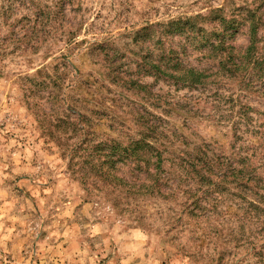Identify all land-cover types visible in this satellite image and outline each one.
<instances>
[{
  "label": "clouds",
  "instance_id": "1",
  "mask_svg": "<svg viewBox=\"0 0 264 264\" xmlns=\"http://www.w3.org/2000/svg\"><path fill=\"white\" fill-rule=\"evenodd\" d=\"M260 40L264 0H0V264H264Z\"/></svg>",
  "mask_w": 264,
  "mask_h": 264
},
{
  "label": "rangeland",
  "instance_id": "2",
  "mask_svg": "<svg viewBox=\"0 0 264 264\" xmlns=\"http://www.w3.org/2000/svg\"><path fill=\"white\" fill-rule=\"evenodd\" d=\"M214 14V13H213ZM262 45H264V40H261L260 41ZM220 60H221V66L226 70V71H229V72H232L233 75H236L238 74L241 69H237L236 66L232 63L231 60H229V58H227L226 56H221L220 57ZM256 58L254 57H249V67L247 69H244V71L246 72H255L260 79H264V50L262 51V53L259 55V59H257L256 61ZM42 76L45 75V74H41ZM245 78L241 77V84L244 88H247V89H250L251 88V85L250 84H244L243 83V80ZM32 84H36L37 82L35 81H32L30 82ZM50 128L48 130V135L49 136H54V132L50 133ZM80 153L76 152V155H79ZM85 159V158H84ZM85 162V161H84ZM84 165L86 167H89L90 165H87L86 163H84ZM189 166L192 168L193 172H194V167L191 166V162H189ZM92 167V166H90ZM94 170V169H93ZM96 171V170H94ZM195 175L197 176V171L194 172ZM243 176V173H233V182H235V180L238 178V177H242ZM92 179H98L99 181H104V182H107L108 178L106 176H97V177H93ZM225 179H227V176L225 177ZM251 177L248 178V182L251 183ZM241 183H243V181H241ZM30 195V194H29ZM264 199V198H262ZM37 264H39V261L37 260Z\"/></svg>",
  "mask_w": 264,
  "mask_h": 264
},
{
  "label": "trees",
  "instance_id": "3",
  "mask_svg": "<svg viewBox=\"0 0 264 264\" xmlns=\"http://www.w3.org/2000/svg\"><path fill=\"white\" fill-rule=\"evenodd\" d=\"M213 15H215V16L217 17V19H222V17H220L219 14H217V13H214ZM253 32L255 33V25H254V27H253ZM260 41H261V40H260ZM260 41L255 42L254 45H253V47L249 50V57H253V58L255 57L256 60L259 59V55H260V54L262 53V51L264 50V45H262ZM226 57L229 58V60H231V57H228V56H226ZM256 60H255V61H256ZM231 61H232V60H231ZM236 68L239 69L238 66H236ZM41 74H45V75H43V76H46V73H41ZM41 86H43V81H40V82H37L36 84H33V87H36V88H39V87H41ZM67 126H68V125L65 124V127H67ZM50 133H52L51 130H50ZM85 143H87V141H85ZM87 151H88V149L85 148V147H83V145H82L81 147L78 148V150H77L76 152H78V153H82V152H87ZM205 156H206V153H205ZM137 158H138V159H142V157H139V156H138ZM84 161H85L84 163H86L87 165L92 166V168H93L94 170L98 171V170L95 168V166L92 164V158H91V157L85 158ZM199 164L202 165L203 168H206V169H208L209 171L211 170V168H210V166H209V163H208V161H207L206 159H201V160L199 161ZM191 166H192V167L195 166L196 169H194V172L197 171V176H201L202 168L198 167L196 162H191ZM98 176H99V177H101V176H106V177H107V175H106V174H103V173H100ZM107 178H108V177H107Z\"/></svg>",
  "mask_w": 264,
  "mask_h": 264
}]
</instances>
